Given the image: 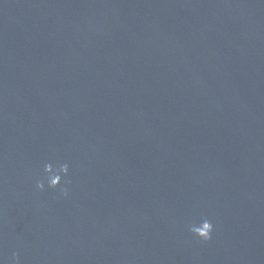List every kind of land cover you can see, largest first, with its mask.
Returning a JSON list of instances; mask_svg holds the SVG:
<instances>
[{"label":"water","instance_id":"1","mask_svg":"<svg viewBox=\"0 0 264 264\" xmlns=\"http://www.w3.org/2000/svg\"><path fill=\"white\" fill-rule=\"evenodd\" d=\"M69 163V195L35 189ZM214 224L202 242L188 228ZM264 264V0H0V257Z\"/></svg>","mask_w":264,"mask_h":264},{"label":"clouds","instance_id":"2","mask_svg":"<svg viewBox=\"0 0 264 264\" xmlns=\"http://www.w3.org/2000/svg\"><path fill=\"white\" fill-rule=\"evenodd\" d=\"M43 178L35 180V189L43 191L45 184L49 189H58L60 198H66L69 195L70 185L72 183L69 178V163L57 160L55 164L46 162L43 165ZM202 242H207L212 238L214 224L206 217H202L195 225L188 228ZM0 264H21V257L15 250L11 252L9 257H0Z\"/></svg>","mask_w":264,"mask_h":264}]
</instances>
